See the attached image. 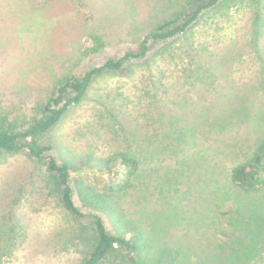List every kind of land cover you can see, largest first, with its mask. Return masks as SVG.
I'll list each match as a JSON object with an SVG mask.
<instances>
[{
    "label": "rangeland",
    "instance_id": "374dc122",
    "mask_svg": "<svg viewBox=\"0 0 264 264\" xmlns=\"http://www.w3.org/2000/svg\"><path fill=\"white\" fill-rule=\"evenodd\" d=\"M11 1L33 3L31 15L42 6L44 20L41 37L20 43L13 34L0 47V116L19 107L31 115L53 76L80 75L136 49L156 23L187 7L185 0ZM51 52L50 69H28L34 55ZM184 113L198 122L180 137L173 118ZM42 141L71 166L82 215L57 204L44 165L0 150V264H82L95 214L138 245L136 264H264V189L246 191L230 177L264 146V0L259 11L250 0L204 9L184 32L96 80ZM122 153L137 167L108 194L102 187L113 174L99 160ZM112 170L116 178L128 171L119 162ZM100 264H131L128 248L116 245Z\"/></svg>",
    "mask_w": 264,
    "mask_h": 264
},
{
    "label": "trees",
    "instance_id": "16d2710c",
    "mask_svg": "<svg viewBox=\"0 0 264 264\" xmlns=\"http://www.w3.org/2000/svg\"><path fill=\"white\" fill-rule=\"evenodd\" d=\"M27 1L38 2L46 0ZM218 1L185 0L184 3L187 7L173 12L156 23L139 40L136 49L130 48L116 58H107L101 63L87 68L80 75L70 72L61 76H53V88L42 100L33 106L31 115H28L22 107H19L0 116V150L10 154L27 153L34 161L44 165L56 192L57 204L70 217L82 215L73 197V188L70 180L71 166L66 162L58 161L50 152L53 147L44 143L42 138L63 119L71 106L80 103L86 97L96 80L113 74L130 62L142 59L149 51L151 43L159 42L184 32L204 9L215 5ZM250 3L254 10L259 11L263 0H250ZM12 4L15 5L14 8ZM41 5L42 2H40ZM33 6V3L23 5L22 1L0 0V13H4L3 16H0V47H7L9 37L13 34H16L15 38L20 43L25 39L27 41L35 40L37 39L36 37L42 36L41 22L44 20V9L42 6L39 9L34 8L35 11L31 15L29 7L33 8ZM190 7L191 10H189ZM10 11L16 12L12 19L8 18ZM51 24L53 25V20L48 21V27ZM14 40L12 41L14 42ZM28 48L29 45H26L24 50H29ZM55 56L53 52L43 54L40 57L41 59L39 57L36 58V55H34L33 62L28 63L31 65L28 69H37L40 63L50 69L51 58ZM28 69L23 71L19 80L25 79ZM184 115L178 119L173 118L174 123L179 126V129L174 131H178L180 137L183 134H187L198 122L197 115L188 113H184ZM221 123L223 122L219 123V120L215 122L217 125ZM206 155L207 153L205 152L201 155L204 162L208 161ZM99 161L102 167L108 168L110 173L113 174L108 181L103 183L102 187V190L112 195L125 186L123 178L127 177L126 180L128 181L137 167V160L123 153L120 156H110ZM118 162L124 164L128 171L126 173L123 172L121 176L116 178L115 175H119V173L118 171L113 172L112 165ZM230 177L237 187L246 191L264 189V146H260L249 160L233 166ZM92 219L94 242L82 264H100L114 250L116 245L128 248L131 264H136L133 257L137 252L138 245L132 243L125 235L110 232L100 215L95 214ZM20 231L21 226H15L11 233L12 238L15 239ZM136 233L139 234V231L136 230Z\"/></svg>",
    "mask_w": 264,
    "mask_h": 264
}]
</instances>
